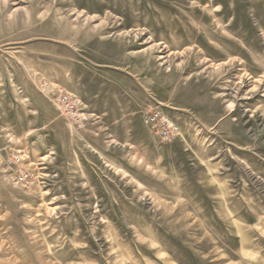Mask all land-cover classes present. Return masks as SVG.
Instances as JSON below:
<instances>
[{"label": "rangeland", "instance_id": "rangeland-1", "mask_svg": "<svg viewBox=\"0 0 264 264\" xmlns=\"http://www.w3.org/2000/svg\"><path fill=\"white\" fill-rule=\"evenodd\" d=\"M0 264H264V0H0Z\"/></svg>", "mask_w": 264, "mask_h": 264}, {"label": "built area", "instance_id": "built-area-1", "mask_svg": "<svg viewBox=\"0 0 264 264\" xmlns=\"http://www.w3.org/2000/svg\"><path fill=\"white\" fill-rule=\"evenodd\" d=\"M59 102L65 106L66 111L78 118L77 100L68 94L60 95ZM143 124L153 135L158 136L161 140H170L177 137L181 130L178 123L168 116L162 109L146 112L143 115Z\"/></svg>", "mask_w": 264, "mask_h": 264}]
</instances>
